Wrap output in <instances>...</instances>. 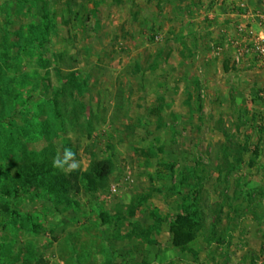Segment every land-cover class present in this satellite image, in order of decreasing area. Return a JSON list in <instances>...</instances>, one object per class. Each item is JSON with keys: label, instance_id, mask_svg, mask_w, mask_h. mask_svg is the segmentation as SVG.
Returning <instances> with one entry per match:
<instances>
[{"label": "rangeland", "instance_id": "obj_1", "mask_svg": "<svg viewBox=\"0 0 264 264\" xmlns=\"http://www.w3.org/2000/svg\"><path fill=\"white\" fill-rule=\"evenodd\" d=\"M200 1L0 0V264H264V74L222 104Z\"/></svg>", "mask_w": 264, "mask_h": 264}, {"label": "built area", "instance_id": "obj_2", "mask_svg": "<svg viewBox=\"0 0 264 264\" xmlns=\"http://www.w3.org/2000/svg\"><path fill=\"white\" fill-rule=\"evenodd\" d=\"M230 15L236 33L228 41L233 49L234 64L242 69L249 68L253 73L264 74V38L261 37L264 33V8H253L245 0H239L231 7ZM214 51L216 55H221L223 44L214 45ZM260 95L264 96V88Z\"/></svg>", "mask_w": 264, "mask_h": 264}, {"label": "crops", "instance_id": "obj_3", "mask_svg": "<svg viewBox=\"0 0 264 264\" xmlns=\"http://www.w3.org/2000/svg\"><path fill=\"white\" fill-rule=\"evenodd\" d=\"M211 1L212 2L214 1L216 4H217V2H219V5H218L219 8L215 7L214 9L211 8L209 11H204V13H202V16L198 17V19L199 20H203L204 19V21H201V22H204V23H206L205 21H208V23H211L212 21H214L213 24H215V25L218 24L216 21L218 19H220L219 24H218V26H220L219 28H221V31H222L220 33L221 34L222 33L225 34L226 33V29H224V28L227 27V24L225 23V20L228 19L229 22H230L231 21L230 18H232L231 15H230L229 5H227L225 7V9H226V12H225V10L222 9L223 7L220 6V5H223V4H220V3L223 2V0H201L200 3L204 4V6L207 7V5L209 3H211ZM229 2H235L234 5H236L238 3V2H236V0L235 1L234 0H229ZM186 5H187V8L184 7L185 4H183V6H182L183 9L185 10L183 12V15H182V16H184V18L190 15V12H191V9H192L190 6L192 5V2L190 4L187 3ZM234 5H232V6H234ZM201 6H203V5H200V7ZM253 7L262 8L260 6H254V5H253ZM218 13H219V15H218ZM171 16H174L173 12L171 13ZM183 30H185V28H183L182 31ZM224 38L225 37H223V39ZM214 59L215 60H213V62L211 63V66H213L214 70H215L214 71L215 73L213 74V77H214L215 81H217L218 84L220 85L219 89H221V90H220L218 95H219V97H221L222 104L226 107L232 102L231 101V97H233L236 94H238V91L236 92V89H233V87H231V86H229V87L226 86L227 84H225V83H227L228 81H231L232 78H234L236 80H237V78L241 79V80H245L247 78H246V74H243V71H242L244 68L242 69V68L238 67L237 65H235L233 60L226 59L225 57H219V58H214ZM206 63H207V61L203 62L202 64L206 65ZM233 67H238V68L242 69L241 70L242 72L233 73L232 72V68ZM250 107H259V106L257 104H255V105H250ZM261 234L264 235L263 233H261Z\"/></svg>", "mask_w": 264, "mask_h": 264}, {"label": "trees", "instance_id": "obj_4", "mask_svg": "<svg viewBox=\"0 0 264 264\" xmlns=\"http://www.w3.org/2000/svg\"><path fill=\"white\" fill-rule=\"evenodd\" d=\"M55 183H53L52 190L54 192L58 191L60 188L59 182L57 183V178L54 179ZM48 184V183H43ZM46 186V185H44ZM196 226L197 223L193 219V217L190 214L185 215H178L174 218V222L171 224V234H172V240L173 244L176 247H185L191 242H193L196 238Z\"/></svg>", "mask_w": 264, "mask_h": 264}, {"label": "clouds", "instance_id": "obj_5", "mask_svg": "<svg viewBox=\"0 0 264 264\" xmlns=\"http://www.w3.org/2000/svg\"><path fill=\"white\" fill-rule=\"evenodd\" d=\"M264 38V33L261 34ZM83 160L77 159V152L70 147L63 149V152H57L52 159V166L55 169H59L64 174H70L81 168Z\"/></svg>", "mask_w": 264, "mask_h": 264}]
</instances>
